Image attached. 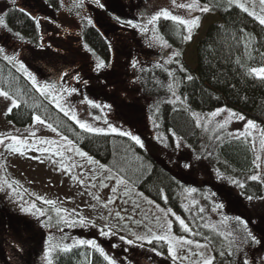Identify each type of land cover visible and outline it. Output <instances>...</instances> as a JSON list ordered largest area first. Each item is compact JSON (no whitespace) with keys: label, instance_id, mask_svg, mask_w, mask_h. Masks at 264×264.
<instances>
[{"label":"trees","instance_id":"trees-1","mask_svg":"<svg viewBox=\"0 0 264 264\" xmlns=\"http://www.w3.org/2000/svg\"><path fill=\"white\" fill-rule=\"evenodd\" d=\"M43 1L55 14L65 13L71 18L75 15V11L80 9V12H83V4L77 7L76 4L79 2L77 0ZM197 2L207 5L209 7L207 13L218 16L221 23L211 25L198 42L194 69L188 68L182 58L190 43L184 39L187 35L185 27L174 21L159 19L156 23L159 36L179 53L169 67L161 69L156 64L145 67L139 55L131 59L127 53L124 68L126 74L123 75L121 72L113 74L111 80H115L114 84H106V87L104 76L99 80L100 78L96 77L89 78L87 73L84 75L81 72L72 73L69 82L63 76V82L71 84L68 92L63 93L71 95V90L75 89V95L92 96L90 98L108 105V107L101 106L103 114L100 108L92 106L90 108L92 116L111 115L132 122L129 116L135 115L139 118L144 116L141 115L144 100V103L150 104L145 113H154V117L150 115L151 120L156 121L155 132L161 138L159 137L160 141L157 139L156 141L153 132L151 136H146L139 130L138 136L143 144L141 147L124 135L93 133L81 129L61 108L41 95L29 78L11 61L5 59L6 54L10 55L18 51L15 50L16 47H12L17 44L15 37H19L18 39L25 43V49L35 53L33 60L39 67L40 65L45 69L60 67L59 59L61 56L66 59V56L60 45L55 41L46 40L51 37L53 39L54 36L46 35L41 30L38 24L40 20L32 19L17 6L14 0H0V17H3L6 25V27L0 26V48L4 50L0 55V91L7 92L11 99L18 102V107L12 108V111L5 115V120L15 127L24 128L33 123L34 116H39L45 124L51 125L52 129L99 165H103L105 169L150 201L163 209L171 210L180 217L188 231L184 230L179 220L174 222L175 233L207 244L214 258L213 264H243L245 259L249 264H253V261L258 260L254 252L259 253V250L264 249V186L256 180L249 179L256 172L251 140L247 137H225L215 142L208 141L202 136L193 113H207L217 109L233 110L245 119L253 121L264 133V79L248 74L249 68L264 67V25L233 2L229 3V0H197ZM111 11L112 8L104 10L105 14L113 17ZM80 14L75 19L78 20ZM79 23V37L107 65L112 56L108 39L98 34L91 25L83 24L81 19ZM55 31L58 32V37H65L63 30L55 29ZM181 68L184 70L181 71ZM132 70L135 71V81L132 85H138L133 91L134 95L125 91L124 97L135 100L126 104L122 101L117 103L114 93L122 92V76H128L127 73ZM169 73L172 75L170 76ZM189 76L192 77L191 80L187 79ZM116 81L119 82L118 87ZM157 82H160L159 86ZM174 82L177 84L180 98L176 104L168 100L167 86ZM152 107L156 110L152 111ZM145 117L148 118L147 115ZM176 138L191 152L193 160L191 166L196 162V166L201 169L200 174L207 176V181L199 184L195 191L189 194L187 190L190 188L165 169L160 162L159 145L164 141L171 145ZM239 184H243L244 187L241 188ZM249 196L253 199L249 200ZM229 201L234 208L244 214L243 220L248 223V230L261 241V244H244L239 250L235 246L229 248L228 242L233 237H229L228 232L235 229L234 236L237 239L246 235L243 227L238 226V221L230 214V210H227ZM238 201L241 202V208L238 206ZM217 205L220 207H216ZM213 210L226 219V226L222 222H220L222 225H219V219L209 218ZM16 217L22 218L19 215ZM11 222L8 221L9 224ZM0 228L1 233L4 228L2 225ZM27 228L33 232L30 226ZM17 229L20 234L28 232L22 230L20 224L17 225ZM37 240H42L37 234L33 237L28 235L24 237L27 245L32 242V245H29V254L38 249ZM159 250L163 255L167 254L164 244ZM229 251H232L233 255H228ZM221 252L224 253L223 256ZM52 262L53 264H108L99 252L88 245H77L68 253L58 251L53 255ZM151 263L155 262L151 261Z\"/></svg>","mask_w":264,"mask_h":264},{"label":"rangeland","instance_id":"rangeland-1","mask_svg":"<svg viewBox=\"0 0 264 264\" xmlns=\"http://www.w3.org/2000/svg\"><path fill=\"white\" fill-rule=\"evenodd\" d=\"M14 1L25 12L26 5L33 3L30 0L24 5L26 0ZM238 2L244 4L250 12H254L255 16L253 17L255 19L258 16H264V5L260 3V0H238ZM191 3H193V0H176L175 5L173 0H100L97 5H102L101 11L93 12L85 9V13H81L79 9V11H75V15L71 18L65 13L55 14L45 11V15L42 16L38 24L46 35L54 36L53 39L51 37L46 38V40L55 41L56 44L60 45L65 51L64 54L67 60L63 58L64 56H61L58 61L60 67L49 69H45L41 65L39 67L33 60L35 53L33 54L30 49H25V43H22L21 39H18L19 37H15L17 44L12 45L18 51L10 55L6 54V56H14L15 61H11V63L25 74L20 68V64H23L27 71L36 77L39 84H55V89H50L44 96L52 101L55 106L58 102L61 106L59 108H63L64 112L67 111L69 117L75 115L76 119H73L75 122L79 120L91 125L93 128L103 129L104 131L100 132L102 134L129 132L138 136L140 130L142 134L151 136L153 132L155 140L160 141V136L155 132L156 121L151 120L150 116L154 117V113H145L150 105L144 103L145 100L143 102V114L141 115H144L143 117L147 115L148 118H139V116L134 115V117H128L132 122H127L126 119L122 120V118L111 115L92 116L90 113L92 105L87 101L90 100L100 105V107H97L100 110L101 106L108 107V105L90 98L92 96L75 95V91L71 95L63 93V90H65L63 79L65 77L68 80L72 73L78 74L81 72L83 75L85 73L89 74L88 77L91 79L96 77L102 80L104 76L108 80L105 81L104 79L105 87L106 84H114L115 80H111L113 74L119 72L123 75L126 74L124 68L127 53V56L129 55L131 59H135L139 55L143 61L142 65L145 67H149L150 64H156L161 69L169 67L177 56L174 54L178 52L167 43V46H164L165 41L156 30L158 20L154 24L148 23L151 16L162 9H167L172 15L183 19L190 20L199 17V26L192 29L191 39L187 40L190 42L189 46L182 55L185 65L190 69H194L196 67L195 50L198 42L211 25L219 24L221 21L216 15L201 12L199 7L204 5L198 2V7L193 9L176 6ZM233 3L236 5V2ZM106 8L107 10L112 8L111 14L113 17L105 14L104 10ZM79 14V19H75ZM95 18L103 21L108 19L118 20L124 24L117 34L107 35L106 39L111 45L112 56L109 63L98 70L96 64L100 59L79 37L80 19L85 25H90L88 21L91 20L92 25ZM160 19L164 18L161 17ZM128 21L137 25V27H132L127 23ZM145 26L147 31L142 30ZM55 29L63 30L65 37H58V32ZM103 31L109 32L110 29L104 28ZM186 32V36H188L189 32L187 30ZM0 55L2 54L0 53ZM75 68H79V70H75ZM134 73L135 71L132 70V72L127 73L128 76H122V92L114 93L117 103L121 101L124 104L134 102L135 99L124 97L126 95L125 91L134 95L133 91L137 88L136 85L138 84L132 85V82L135 81ZM109 77L110 79H108ZM86 81L91 80L86 79ZM130 83L131 85H128ZM174 83H170L173 85V89L169 90L168 100L174 101L172 103L176 104L180 101V98L179 100L176 99L179 95L177 84ZM118 84L119 82L116 81L117 87ZM159 84L160 82H157L158 86ZM53 97H55V100ZM11 100L0 96V139L4 140V143L0 144V209H3L1 211L7 216L12 217V222L9 224L5 220L7 216L0 214V227L2 225L4 228L1 231L2 235L0 233V243H6L4 247H0V264H9L8 262L10 264H25L19 258L18 255L20 254H22L23 260L27 258V264H47L44 258L47 247L57 243L73 244L77 240H94L115 264H152L151 261L155 262L154 264H203L204 259L212 257L211 249L207 244L175 233L174 222L179 221L177 215L150 201L124 181L118 184L117 180H121L120 178L104 167L101 168V165L92 158V162H90L88 155L80 156L76 146L56 131H53L47 124H41L33 120L30 126L18 128L8 123L5 120V115L8 113L7 110L12 107ZM151 109L152 111L156 110L155 107ZM127 110H130V108H127ZM231 111L236 113L233 110ZM212 112H195L197 116L194 118L196 124L197 119H199L198 128L202 136L208 141L214 142L225 137L249 138L253 146L256 164L254 175L259 176L256 181L264 186V148H261L260 145L262 138L260 129L257 126L246 129L245 125L249 120L245 118L243 120L238 119L237 116H240L238 113H236L237 116L229 117L227 111H222L219 115L212 117L210 116ZM101 114H103L102 110ZM135 114L138 115L136 112ZM226 120L229 121L226 126L219 127ZM110 126L116 128L117 131L111 132L109 130ZM240 133H245V135ZM10 137H17L23 141L22 145H15L20 149L19 151L13 152L10 150L9 146L13 145ZM42 140L51 143H41ZM159 147L162 166L176 175L187 188L195 189L199 184H202L205 180L207 181L206 174L205 176L200 174L201 169L196 166V162L192 165L193 167L191 166V162H193L191 152L179 139H174L171 145L164 141ZM258 156L260 157L259 160H257ZM191 167L193 168L192 171H190ZM102 184L105 186L102 187ZM9 185L11 186L9 187ZM113 188L116 189L115 192H113ZM189 190H187V194L193 192ZM38 197L43 199H38ZM46 200H52L55 204L49 205L44 202ZM238 202L240 207L241 202ZM32 205H35V208H31ZM24 208H30L31 210L25 212L22 210ZM56 208L62 209V211L57 213ZM36 209L43 211L44 215H39ZM227 210H230V214L235 218L240 217L243 219L245 217L243 213L233 207L230 201ZM18 215L22 218H17ZM209 218L219 219V225H222L220 223L222 222L226 226V219H223V216L215 210L209 214ZM81 219L84 220L83 224L80 223ZM18 224H20L22 230L28 231L25 233L26 235L33 237L37 234L42 239L37 240L39 244L36 248L38 249L32 251L33 253H28V247L15 245L16 242H20L16 233L19 230L17 229ZM27 226H30L33 232H30ZM101 231L107 232L108 235H101ZM156 235L166 236L168 239L155 240L153 236ZM185 240L193 243L186 244L184 243ZM152 243L155 244L152 246L150 245ZM169 243L175 248L177 254L175 260L169 254ZM162 244L167 248L166 255H163L159 250ZM198 244L207 246L197 247ZM29 245H32L31 241ZM58 251L59 249L52 251L49 258L52 259ZM254 254L258 260L253 261V264H260V260L264 258V249L259 250V253L254 252Z\"/></svg>","mask_w":264,"mask_h":264},{"label":"snow or ice","instance_id":"snow-or-ice-1","mask_svg":"<svg viewBox=\"0 0 264 264\" xmlns=\"http://www.w3.org/2000/svg\"><path fill=\"white\" fill-rule=\"evenodd\" d=\"M96 2L99 4L100 3V0H96ZM232 2H236V6L239 7L241 10L245 11L248 13V15L250 16H255V13L254 12H250L248 10L247 7H245L244 4L242 3H239L238 0H229V3H232ZM82 3V0H79V2L76 4L77 7L80 6V4ZM260 3L262 5H264V0H260ZM173 4L175 5L176 4V0H173ZM102 6V5H101ZM177 7H180V8H189V9H193V8H196L198 7V4H197V0H193V3L191 4H179V5H176ZM199 10L201 12H207L209 11V7L207 5L203 6V7H199ZM161 17H163L164 19H168V20H171V21H174L180 25H183L185 27V29L189 32V35L188 36H185L184 39L185 40H189L191 39V31L192 29L196 28L199 26V17H196V18H193V19H183L179 16H176V15H172L167 9H162L160 10L159 12L155 13L154 15L151 16V18L148 20V23L149 24H154L157 20H159ZM258 20H259V23L261 25H264V16H258L256 17ZM90 24L92 23L91 20L88 21ZM129 25H131L132 27H137V25L133 24L131 21H128L127 22ZM0 26H5V22H4V19L3 17H0ZM143 31H147V27L145 26L143 29ZM17 36H19V33H17ZM164 46H167L166 42H164ZM85 47H87L85 45ZM4 50L2 48H0V53H2ZM174 55H179V53H175ZM5 59L9 60V61H15V57L14 56H5ZM171 62V61H169ZM105 67V62L102 61V60H99L98 63L96 64V69H101ZM133 67H135V64H133ZM20 68L24 71L25 75L32 81V85L34 88H36V90L38 92L41 93V95H44L46 93L49 92L50 89H55V84H39L36 80V77L33 76L30 72L27 71V69L24 67L23 64H20ZM184 69L181 68V71H183ZM248 74L249 75H253V76H256L257 78H260V79H264V67H260V68H249L248 69ZM65 75H67L65 73ZM169 75L171 76L172 73H169ZM187 79L191 80L192 77L189 76L187 77ZM169 88V90H172L173 89V85L172 84H169L167 86ZM72 92L76 91L75 89H72L71 90ZM173 95L175 96V92L173 91ZM0 96H3L5 97L6 99H11L9 97V94L5 91H0ZM53 99L55 100V97H53ZM177 100H179V97L177 96L176 97ZM170 103L174 102V101H169ZM11 103H12V107L9 108L7 111L8 112H11L12 111V108H15V107H18V102L15 100V99H12L11 100ZM87 103H89L90 105H92L93 107H100V105H97L95 104L93 101H87ZM57 107H61L60 104L57 102ZM61 110L63 111V108H61ZM222 111H227L229 113V117H232V116H237L236 113L232 112L231 110L229 109H217L215 112H212L210 113V116L212 117H215L217 115H219L220 112ZM7 114V113H6ZM65 115H68V112L65 111ZM193 116L196 117L197 114L193 113ZM71 119H76L75 115H72L70 117ZM238 119L240 120H243L244 117L242 115L240 116H237ZM33 119L41 124L44 123L43 120H41V118L39 116H34ZM78 124H79V127L81 129H84L85 131H88V132H95V133H100V132H103L104 130L103 129H99V128H93L91 125L85 123V122H81L79 120L76 121ZM229 121H225L223 124H220L219 127L223 128L226 126V124L228 123ZM197 126H199V119H197ZM49 127H51V125H49ZM256 125L253 121L249 120L247 122V124L245 125V128L246 129H252V128H255ZM53 131H55V129H52ZM109 130L111 132H116L117 129L114 128V127H111L109 128ZM241 135H245V133H240ZM250 134V133H248ZM120 135H124V136H129L132 140L135 141L136 144L140 145L141 147H143V144L140 140V138L138 136H135V135H132L131 133L129 132H120ZM10 139L13 141V145H10V150L13 151V152H16V151H19L20 149L15 147V145L17 144H20L22 145L23 144V141L19 140L17 137H10ZM4 143V140L3 139H0V144ZM41 143H51L50 141H41ZM260 145H261V148H264V133H262V138H261V141H260ZM46 151V150H45ZM77 152L80 156H85L86 153L82 152V151H79L77 149ZM260 157L258 156L257 157V160H259ZM90 162L91 161V158H89ZM187 167V165H186ZM101 168H103V165H101ZM75 179V178H74ZM109 179H111V177H109ZM249 179L255 181V180H258L259 179V176L257 175H253L251 177H249ZM117 183H123V180H117ZM233 183H236L235 181H233ZM11 185H9L10 187ZM102 187H104L105 185H101ZM239 186L241 188L244 187L243 184H239ZM116 189L113 188V192H115ZM189 191H195V189H190ZM38 199H43L42 197H38ZM98 199V197H97ZM249 200H252L253 197L249 196L248 197ZM45 203L49 204V205H54L55 202L52 201V200H46L44 201ZM111 202V201H109ZM216 207H220V205H217ZM31 208H35V205H32ZM23 211L25 212H29L31 209L30 208H24L22 209ZM55 211L57 213L61 212L62 209H59V208H56ZM171 211V210H169ZM36 212L39 214V215H44V212L41 211L40 209H36ZM117 215H119V213H117ZM63 219V218H62ZM237 221H238V225L239 226H242L243 227V231L244 233H246L245 236L241 237V238H236L234 236V232L236 231L235 229L233 231H230L227 233V235L229 237H233V239L229 240V248L235 246L237 250L240 249V246L244 245V244H253V245H256V244H261V241L258 240L253 234L251 231L248 230V223L241 219L240 217H236L235 218ZM177 220H180L179 217H177ZM80 223H84V220L81 219L80 220ZM180 224L181 226L184 228L185 231H188V228L187 226L184 224V221L183 220H180ZM170 223H169V228H170ZM101 235L103 236H106L108 235L107 232H104V231H101L100 233ZM51 239V238H49ZM153 239L155 240H167L168 237L166 236H159V235H156V236H153ZM207 239V238H206ZM47 243V242H46ZM129 243H131V241H129ZM184 243L186 244H191L193 243L192 241H187L185 240ZM84 244H87L89 246H91L93 249H95L97 252H99V254L106 260L108 261V264H115V262L110 258L108 257L104 250L102 248L99 247V245L96 244V242L94 240H77V241H74L73 244H63V243H57V244H53V245H50L49 247H47L45 249V253H44V258L45 260L47 261V264H53L52 262V259H50V253L56 249H59L60 252H63V253H68L70 252L75 246L77 245H84ZM207 245H197V247H206ZM169 254L172 256L173 260L177 259V254H176V251H175V248L173 247V245L171 243H169ZM202 255V254H201ZM224 253L221 252V256H223ZM228 255H233V252L232 251H229L228 252ZM213 261H214V258L213 257H209L207 259H204L203 261V264H213ZM243 264H249V261L247 259H245L243 261ZM260 264H264V258H262L260 260Z\"/></svg>","mask_w":264,"mask_h":264},{"label":"flooded vegetation","instance_id":"flooded-vegetation-1","mask_svg":"<svg viewBox=\"0 0 264 264\" xmlns=\"http://www.w3.org/2000/svg\"><path fill=\"white\" fill-rule=\"evenodd\" d=\"M30 0H26V2L24 3V5H26V3H28ZM33 3L32 4H29V5H26L25 7V10H26V13L30 15V17L36 21L38 20H41L42 19V16L45 15V11H49V12H52L51 10H49L45 4H44V1L42 0H31ZM68 1H74V0H68ZM79 0H77L78 2ZM82 4H83V13H85V9L86 10H90V11H96L98 12L99 10L101 11V6L97 5V2L96 0H82ZM20 8V6H18ZM31 8V9H30ZM21 10H23L22 8H20ZM95 9V10H94ZM24 11V10H23ZM25 12V11H24ZM113 19V18H112ZM115 19V18H114ZM118 20L116 21H113L111 19H108L106 21H103V20H100L98 18H95V20H93V24L91 25L92 28L96 29L98 34L102 35L104 38L107 37V35L109 34H112V35H115L117 34L118 31H120L123 27V23L119 22ZM104 28H108L110 29L109 32L107 31H103ZM67 82L64 81V88L65 90L63 91H67L70 87H71V84L68 83L66 84ZM68 92V91H67ZM1 210L3 209H0V214H2V216H7L5 213H3ZM2 218V217H1ZM3 219V218H2ZM5 219V218H4ZM11 222L10 217L7 216L5 220H7ZM17 233V236L20 240V242H16V245H23L24 247H28V249H30L29 245H27V243H25L24 241V237H26V234L25 233H18V231L16 232ZM6 245V243L2 242L0 243V247H4ZM21 259V261L23 262L24 260L19 257ZM25 264H27L28 262L24 261ZM10 264V262H8Z\"/></svg>","mask_w":264,"mask_h":264}]
</instances>
